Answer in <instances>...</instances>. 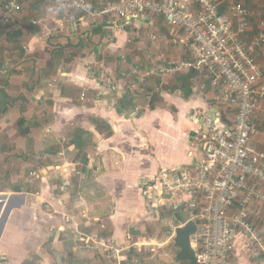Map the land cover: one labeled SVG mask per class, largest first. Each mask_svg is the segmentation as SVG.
<instances>
[{
    "label": "crops",
    "instance_id": "crops-1",
    "mask_svg": "<svg viewBox=\"0 0 264 264\" xmlns=\"http://www.w3.org/2000/svg\"><path fill=\"white\" fill-rule=\"evenodd\" d=\"M7 1L0 0V255L9 264H64L66 256L86 255L89 239L136 243L147 206L140 183L160 168L189 166L197 143L187 114L211 109L212 90L194 70L166 78L162 94L151 99L145 96L157 78L129 90L135 79L123 72L184 57L180 45L168 44L176 29L158 16L122 23L70 7L60 14L44 0H16L20 10L7 16ZM116 1L88 0V6L99 13ZM241 3L252 36L264 19V0ZM115 25L122 28L112 36ZM260 65L264 74V58ZM189 73L188 97L179 84L170 91ZM107 81L120 90L115 107L108 96L95 101L96 87ZM255 122L253 145L263 150L264 118ZM158 213L148 218L153 225L171 218ZM237 260L248 264L243 254Z\"/></svg>",
    "mask_w": 264,
    "mask_h": 264
},
{
    "label": "built area",
    "instance_id": "built-area-1",
    "mask_svg": "<svg viewBox=\"0 0 264 264\" xmlns=\"http://www.w3.org/2000/svg\"><path fill=\"white\" fill-rule=\"evenodd\" d=\"M44 1L91 18L112 15L122 23L132 16L154 15L176 29L168 44L181 46L182 59L120 75L135 79L131 92L150 77L159 79L146 93L151 99L162 94L166 78L194 70L209 84L213 107L187 114L197 143L189 166L160 168L141 181L139 192L149 214L163 210L174 218L177 212L184 223H195L190 246L196 264H238V254L248 264H264V149L253 145L258 135L255 118H264V19L248 36L250 12L241 0H117L99 13L90 10L88 0ZM19 10L16 0L6 2L7 16ZM122 25H115L112 36ZM96 90L95 101L108 96L110 107L118 105L121 94L115 83L107 81ZM80 99L88 100L86 89ZM171 230L169 240L175 228ZM149 246L145 240L128 245L106 238L85 242L86 249L99 250L114 264H136L133 253ZM0 264H9L2 255Z\"/></svg>",
    "mask_w": 264,
    "mask_h": 264
},
{
    "label": "rangeland",
    "instance_id": "rangeland-1",
    "mask_svg": "<svg viewBox=\"0 0 264 264\" xmlns=\"http://www.w3.org/2000/svg\"><path fill=\"white\" fill-rule=\"evenodd\" d=\"M150 210L146 207L145 214L143 217L139 218L140 223L138 225H143L142 229L136 231V242H146L150 243L147 248L142 247L140 252H136V264H180L175 260V254L177 249L173 246L171 233L172 227L180 226V224L174 219L169 218H159L157 222L150 223L148 214ZM164 214V213H160ZM156 244H152V243ZM85 244V243H84ZM164 244V245H162ZM161 245V246H159ZM86 255H76L75 260L71 264H114V262L109 261L104 255L100 254L96 249H87ZM70 257L66 256L64 264H68V259ZM184 264H187L184 262Z\"/></svg>",
    "mask_w": 264,
    "mask_h": 264
},
{
    "label": "water",
    "instance_id": "water-1",
    "mask_svg": "<svg viewBox=\"0 0 264 264\" xmlns=\"http://www.w3.org/2000/svg\"><path fill=\"white\" fill-rule=\"evenodd\" d=\"M55 5L60 10V14H62V8L60 7V5ZM134 17L136 16H132L131 19ZM211 113H214L213 110H211ZM216 122H218V119H216ZM172 216L180 224V226H177L175 228L174 237L172 239L173 246L177 249V252L175 254V260L177 262H186L187 264H196L194 252L190 246V238L195 234L196 231L195 223L192 220L184 223L183 218L178 215L177 212H174Z\"/></svg>",
    "mask_w": 264,
    "mask_h": 264
},
{
    "label": "trees",
    "instance_id": "trees-1",
    "mask_svg": "<svg viewBox=\"0 0 264 264\" xmlns=\"http://www.w3.org/2000/svg\"><path fill=\"white\" fill-rule=\"evenodd\" d=\"M191 76H193V74L189 73L188 76H186V77L182 76L180 78L179 77L176 78V84L172 85L170 87V91H172V92L176 91L177 89H179V85H180V89H183V91H184V97H188L192 92L191 85L189 84ZM177 84H179V85H177ZM206 88L211 90L209 84H207V83H206ZM128 95H129V93L126 91V93L124 94V97H122L119 101L120 107H122V108L127 107L126 99H127ZM150 108H153L152 104H150ZM69 257L70 258L68 259V262H69V264H71V262H73L75 260V258L73 255H70ZM178 263L184 264V262H178ZM79 264H82V263L80 262Z\"/></svg>",
    "mask_w": 264,
    "mask_h": 264
}]
</instances>
